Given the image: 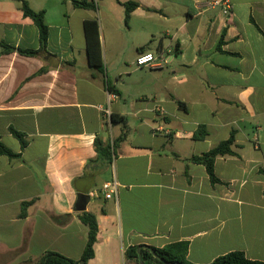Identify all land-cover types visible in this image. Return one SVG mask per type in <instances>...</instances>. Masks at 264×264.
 Listing matches in <instances>:
<instances>
[{"label":"crops","instance_id":"1","mask_svg":"<svg viewBox=\"0 0 264 264\" xmlns=\"http://www.w3.org/2000/svg\"><path fill=\"white\" fill-rule=\"evenodd\" d=\"M21 1L45 13L48 41L37 56L1 44L40 49ZM91 1L95 9L0 0V138L20 155L0 154V264H30L47 251L80 260L88 235L80 193L90 196L85 211L99 227L89 264H126L130 246L172 243L188 245L192 264L236 251L264 263V0H229L228 15L208 0ZM127 2L139 5L128 22ZM87 20L99 23L105 71L119 93L110 105L88 65ZM176 47L161 68L136 65L142 53ZM138 70L145 72L133 79ZM107 112L126 116L130 133L112 165L90 174L96 137L112 144L121 134ZM202 125L207 135L197 140ZM11 127L23 133L24 149ZM232 134L235 155L215 160L220 182L212 183L190 159ZM113 179L117 199H106L102 185Z\"/></svg>","mask_w":264,"mask_h":264},{"label":"trees","instance_id":"2","mask_svg":"<svg viewBox=\"0 0 264 264\" xmlns=\"http://www.w3.org/2000/svg\"><path fill=\"white\" fill-rule=\"evenodd\" d=\"M73 5L77 8L83 9H95L96 3L91 0H70ZM21 10L23 14L31 18L37 25L40 33V49L39 50H24L15 49L9 45L1 43L6 52H11L17 50L20 54L26 56H37L42 51L46 50V45L48 41L49 28L44 20V11L36 12L34 11L26 1H21ZM125 8V21L128 22L132 12L139 7L135 2H127L123 4ZM85 38L87 43V56L88 65L94 71L92 77L96 79H101L105 88L108 92L112 94H119L118 91L112 86L107 78L105 71V64L103 60V53L101 47V41L99 36V23L97 20H87L84 23ZM224 32L222 38L219 42V46L224 42ZM176 53H179L178 47L175 48ZM178 106L185 109V104L178 101ZM109 124L112 126L120 125L121 134L116 138L112 144H105L100 137H96L94 141L95 151L97 153V158L95 160H90L87 163V172L91 170L90 174H101L105 172L114 161V154L116 147L124 142L130 133V128L128 125V119L124 115L110 114ZM11 133L15 136L21 143V148L24 149L27 146V142L24 139L23 133L17 131L13 127L10 128ZM207 135V130L204 125L200 126L196 131L194 138L197 140H202ZM235 146L234 134L226 140L217 144L215 147L210 149L208 152L203 153L200 156H194L190 159L191 162L203 165L209 175L210 181L212 183H218L220 180L217 178L215 173V160L218 157L235 155L233 147ZM0 154L6 155L10 158L19 157V154L13 153L8 149L1 141L0 138ZM30 203H25L26 207ZM79 219L88 227L87 242L81 256L80 260H74L68 258L60 253L54 251L45 252L38 260L30 262V264H79L84 262V264H89V261L95 256V244L97 243L99 236V227L97 223L96 216L89 212H82L79 215ZM153 252L156 253L154 256ZM188 245L186 243H172L163 248H155L150 246H144L141 249L142 260L144 264H168V262H178L181 264H192L187 259ZM126 264H139V254L138 246H130L125 250L124 253ZM210 264H264L260 261L249 260L243 252H232L221 256L214 260Z\"/></svg>","mask_w":264,"mask_h":264},{"label":"built area","instance_id":"3","mask_svg":"<svg viewBox=\"0 0 264 264\" xmlns=\"http://www.w3.org/2000/svg\"><path fill=\"white\" fill-rule=\"evenodd\" d=\"M207 7L216 8L220 7L224 15H228L231 10L229 0H208ZM177 54L175 48H161L154 53H142L136 59L137 67H153L161 68L170 62L171 56ZM115 96L109 92L108 105ZM110 114L107 112L106 117L109 118ZM119 184L116 180H111L102 185V192L106 199H117Z\"/></svg>","mask_w":264,"mask_h":264},{"label":"rangeland","instance_id":"4","mask_svg":"<svg viewBox=\"0 0 264 264\" xmlns=\"http://www.w3.org/2000/svg\"><path fill=\"white\" fill-rule=\"evenodd\" d=\"M71 9L72 8H70V12H71ZM77 13H80V14H82L83 12L82 11H80V10H77L76 11ZM91 13V12H90ZM96 16H98V15H96ZM73 30H74V43L78 46L79 45V43H82V41H83V38H82V35H81V31H80V33H78L79 32V30L77 29V27L76 26H74L73 27ZM78 31V32H77ZM102 53H103V46H102ZM77 55L79 56V53H77ZM105 55L103 54V60L105 61V57H104ZM78 59H80L81 61H84L85 63H86V60H87V58H86V54H84V52H82L81 54H80V56H79V58ZM106 62H108L109 63V59L108 58H106ZM105 63V62H104ZM134 63V67H136L135 66V62H133ZM107 69V68H106ZM110 69H111V67H110ZM145 71H140V70H138V73H136V74H133L132 75V78L133 79H137V78H140V77H142V74L141 73H144ZM124 77H127V76H124Z\"/></svg>","mask_w":264,"mask_h":264},{"label":"water","instance_id":"5","mask_svg":"<svg viewBox=\"0 0 264 264\" xmlns=\"http://www.w3.org/2000/svg\"><path fill=\"white\" fill-rule=\"evenodd\" d=\"M90 201V196L88 194H85V193H80L79 194V197H78V201H77V206H76V210L79 211V212H83L86 210V207H87V204L89 203ZM144 246H139L138 247V254H139V264H144L143 260H142V255H141V249L143 248ZM154 256H156V253L153 252ZM79 264H84V262H80ZM168 264H181V263H178V262H168Z\"/></svg>","mask_w":264,"mask_h":264}]
</instances>
